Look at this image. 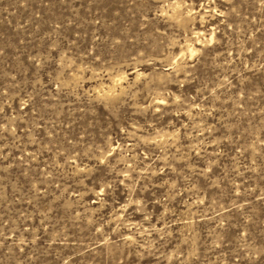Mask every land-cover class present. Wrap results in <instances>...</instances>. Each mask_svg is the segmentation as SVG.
I'll return each instance as SVG.
<instances>
[{"label":"rangeland","instance_id":"rangeland-1","mask_svg":"<svg viewBox=\"0 0 264 264\" xmlns=\"http://www.w3.org/2000/svg\"><path fill=\"white\" fill-rule=\"evenodd\" d=\"M0 264H264V0H0Z\"/></svg>","mask_w":264,"mask_h":264},{"label":"bare ground","instance_id":"bare-ground-1","mask_svg":"<svg viewBox=\"0 0 264 264\" xmlns=\"http://www.w3.org/2000/svg\"><path fill=\"white\" fill-rule=\"evenodd\" d=\"M177 4H178V3H177ZM177 4H175V5H177ZM188 48H189V50H190L191 53H193V52L195 51V48H193V47H191V46L188 47Z\"/></svg>","mask_w":264,"mask_h":264}]
</instances>
